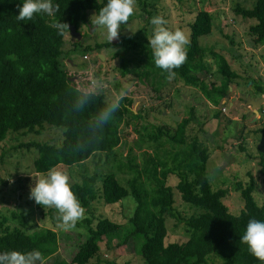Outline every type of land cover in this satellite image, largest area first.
<instances>
[{
  "label": "trees",
  "instance_id": "16d2710c",
  "mask_svg": "<svg viewBox=\"0 0 264 264\" xmlns=\"http://www.w3.org/2000/svg\"><path fill=\"white\" fill-rule=\"evenodd\" d=\"M23 2L0 0V144L9 132L39 133L45 124L62 129L60 144L36 141L27 144L37 149L34 168L38 173H46L54 166L82 164L97 153L116 156V150L128 136V132L121 130L126 115L131 113L137 119H142V116L134 112L128 102L129 96L125 95L113 118L104 125L97 123L101 111L112 101L108 98V89H104L105 86L98 91L91 89L89 71L80 73L83 80H72L73 75L63 61L65 54L69 53L63 50L69 29L60 34L54 27L56 22L72 23L79 30L81 23L87 21V12L92 10L98 14L107 0H52L54 6H59L54 15L39 13L32 20L19 21L16 18L19 15L17 5L22 6ZM148 7L154 8L155 5L146 0L143 8L151 13ZM234 10L237 15L253 22L249 35L254 47L264 44V0H255L252 7L236 1ZM213 25L214 13L209 9L197 12L190 24L187 60L173 71L176 72L175 77L186 85L200 86L214 106L224 107L223 101L227 100L231 83H240L242 76L225 54L200 42L201 37L213 31ZM89 48L87 46L85 50ZM95 48L123 49L118 54L120 65L117 69L121 75L116 83L118 91L122 89V80H130L133 78L131 75L151 81L156 90L157 84L161 85L162 80L167 79V73L155 66L149 40L120 31L117 39L97 43ZM129 52L145 57L142 69L130 66L133 58L127 55ZM208 54L221 76V81L213 82L211 87L197 75L198 71H211ZM104 73L107 75L108 71ZM250 84L258 93L264 94L263 80H254ZM160 87L161 90L164 88ZM194 109L191 107L190 116L176 122L173 132L154 124H136L135 132L156 143V150L167 142L177 149H164V154L145 151L141 162H137L136 157H128L131 153L126 158L123 154L117 161V168L129 175L128 185L114 171L104 174L96 171L70 184L88 213L76 226L83 228L85 233L80 231L83 241L77 244L70 260L55 259L50 264H89L98 256L101 261L100 243L110 235H117L123 242L138 239L139 252L145 264H264L251 255L248 246L240 240L250 219L264 222V203L259 204L255 199L257 185L254 177L249 173L247 183L235 182L234 189L241 192L244 206L238 214L233 213L224 201L230 189H214L210 181L208 146L189 130L195 120ZM221 115L225 116L220 108L215 116L220 118ZM261 131L264 133V126ZM260 165L264 182L263 156ZM171 175L179 179L176 186L169 184ZM175 188L182 200L196 212L186 216L177 210ZM98 200L108 205L126 204L133 200L134 208L126 223L108 217L96 218L93 203ZM12 212L16 214V210ZM169 217L175 218L178 224H184L188 234L186 241H167ZM6 221L0 219V253L38 250L44 259H48L58 251V231L45 227L30 233L18 226L11 227ZM106 262L117 264L115 261Z\"/></svg>",
  "mask_w": 264,
  "mask_h": 264
},
{
  "label": "rangeland",
  "instance_id": "374dc122",
  "mask_svg": "<svg viewBox=\"0 0 264 264\" xmlns=\"http://www.w3.org/2000/svg\"><path fill=\"white\" fill-rule=\"evenodd\" d=\"M146 0H136L134 13L126 24H122L120 31L129 36H138L140 39L149 40L153 35V25L150 23L155 16H161L166 21L169 30L181 29L189 38L191 35L190 24L194 21L199 10L209 9L214 13L213 31L200 38L202 45L213 47L226 55L232 67L241 74L240 83H231L232 89L224 104L225 116L217 118L216 110L222 106H214L203 93L200 86L185 84L182 79H163L162 84L154 89L151 81H143L134 75L130 80L123 79L122 89L118 91L116 83L121 77L117 69L120 65L122 48L96 49L97 43L106 42V29L92 23L96 12H87V21L82 22L79 31L82 38L77 39L70 31L65 36L63 46L64 63L69 73L73 75L72 80H83L80 73L89 71L95 83L91 89L100 90L102 86L108 89V98L121 92L129 96V101L134 112L142 116L137 119L131 113L126 115L121 125V130L128 132L124 137L122 146L118 148L117 155L97 153L82 164L72 166H57L69 177V183L81 181L84 176H89L98 171L101 174L114 171L121 181L128 185L129 175L118 170L117 161L128 155L136 157L141 162L145 151L164 154L163 150H176L170 142L164 143L159 150L157 144L145 137H140L135 132L136 124L158 125L173 132L176 129L177 121L168 115L172 112L181 117L190 116L191 107H195V120L191 122L189 130L192 135H197L200 141L208 146L210 158L207 169L210 181L214 189L228 187L229 194L224 198L231 211L238 214L244 206L241 192L234 189L237 181L247 183L251 173L256 182L257 188L254 192L255 199L259 204L264 203V182L260 174V160L264 157V133L261 128L264 126V101L253 108L252 104L239 97L245 94L256 100L264 97L258 93L250 84L254 80L264 81V44L254 47L252 37L249 35V27L253 23L237 15L234 10L236 1L252 7L255 0H147L155 7H148L151 13L143 8ZM149 13V14H148ZM147 18H150L148 20ZM146 28V29H145ZM232 40L234 42H232ZM90 47L88 51L85 47ZM100 54L105 55L103 61ZM88 55V57H85ZM127 55L133 58L131 67L143 68L144 56L136 52H129ZM207 59L211 71H198L197 75L205 79L206 85L211 87L213 82H220L221 76L217 72L214 60L208 54ZM108 71L107 75L104 73ZM107 79V81H106ZM131 81V82H130ZM164 88L161 90V87ZM230 92H233L230 94ZM124 95V96H125ZM130 121L129 124H126ZM151 128V126H150ZM63 139V131L53 125L45 124L39 133L36 132H9L7 138L0 144V219H6L11 227L18 226L28 232L38 231L41 228H52L59 234V249L44 264H50L55 259L70 260L77 248V244L83 241L80 231L85 233L83 228H76L64 231L59 227L57 210L44 207L30 199V187L35 186L41 173L35 171L34 161L38 156L37 149L27 144L32 142H52L60 144ZM178 177L171 175L169 184L176 186ZM100 185V184H99ZM176 208L182 215H190L197 210L185 203L180 192L175 188ZM134 201L128 200L125 204H105L103 200L93 203V210L96 218L108 217L119 223H126L132 213ZM12 210H16L14 215ZM88 213L85 210V216ZM90 215V213H89ZM91 216V215H90ZM97 221V220H96ZM129 224L125 225L128 226ZM169 233L167 241H186L188 234L183 223H177L175 218H167ZM100 257H94L89 264H111L106 262L115 261L117 264H145L139 249L138 239H131L130 242H123L117 235H110L100 243ZM37 264H40L38 261Z\"/></svg>",
  "mask_w": 264,
  "mask_h": 264
},
{
  "label": "clouds",
  "instance_id": "9594fccd",
  "mask_svg": "<svg viewBox=\"0 0 264 264\" xmlns=\"http://www.w3.org/2000/svg\"><path fill=\"white\" fill-rule=\"evenodd\" d=\"M135 4L136 0H107L98 14H94L92 23L105 28L107 39L112 42L119 37L121 25L126 24L133 15ZM17 7L19 15L16 18L19 21L32 20L39 13L52 16L59 10V6H54L52 0H24L22 6ZM150 23L154 26L149 45L155 66L167 73V79L172 80L176 76L173 70L180 68L187 60L189 38L181 29L169 30L165 27L167 21L161 16L153 17ZM54 27L60 34L64 29H69V25L62 22H56ZM124 95L123 92L115 95L105 106L97 119L99 125L107 124L113 118ZM224 101L223 104L226 103ZM30 199L38 205L55 208L59 227L64 231L76 229L77 223L85 218V209L71 190L68 175L58 167L54 166L39 175L35 186L30 187ZM240 240L248 246L251 255L264 261V222L250 219ZM38 261L44 264V257L38 250L0 253V264H37Z\"/></svg>",
  "mask_w": 264,
  "mask_h": 264
},
{
  "label": "water",
  "instance_id": "95a60500",
  "mask_svg": "<svg viewBox=\"0 0 264 264\" xmlns=\"http://www.w3.org/2000/svg\"><path fill=\"white\" fill-rule=\"evenodd\" d=\"M69 31L71 33L72 36H74L75 38L77 39H81L82 38V33L81 31L78 30L77 26L72 24V23H69ZM100 57L101 59L104 61L105 60V55L104 54H100ZM232 89V87H230V90ZM233 93V92H230V94ZM239 97L244 99L247 104H252L253 108H256L260 102H263L264 101V97H261L260 99L256 100L250 96H247L245 94H239ZM225 102V101H224ZM255 111L257 112V108L255 109ZM168 115L172 116L174 120L176 121H181V117L178 116V115H175L173 114L172 112H169Z\"/></svg>",
  "mask_w": 264,
  "mask_h": 264
},
{
  "label": "built area",
  "instance_id": "2783aa9c",
  "mask_svg": "<svg viewBox=\"0 0 264 264\" xmlns=\"http://www.w3.org/2000/svg\"><path fill=\"white\" fill-rule=\"evenodd\" d=\"M85 57H88V56L86 55ZM92 83H93V84L95 83V80H94V79L92 80ZM100 88H101V87H100ZM222 110H223V111H225V110H226V108H225V107H223V108H222Z\"/></svg>",
  "mask_w": 264,
  "mask_h": 264
}]
</instances>
